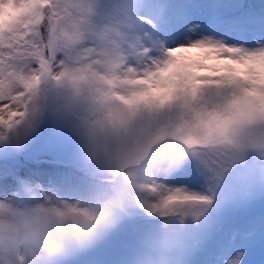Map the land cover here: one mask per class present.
Listing matches in <instances>:
<instances>
[{
  "label": "snow or ice",
  "instance_id": "obj_1",
  "mask_svg": "<svg viewBox=\"0 0 264 264\" xmlns=\"http://www.w3.org/2000/svg\"><path fill=\"white\" fill-rule=\"evenodd\" d=\"M53 80L91 162L54 182L33 139ZM0 161L10 248L96 235L71 264L112 223L136 218L135 252L149 219L189 218L191 264H264V0H0Z\"/></svg>",
  "mask_w": 264,
  "mask_h": 264
},
{
  "label": "rangeland",
  "instance_id": "obj_2",
  "mask_svg": "<svg viewBox=\"0 0 264 264\" xmlns=\"http://www.w3.org/2000/svg\"><path fill=\"white\" fill-rule=\"evenodd\" d=\"M255 2L259 3L261 0H255ZM82 116V102L78 100L71 88L54 80L42 85L35 110V122L38 128L33 139L36 142L34 147L43 150L44 163L53 182L61 177L79 175L86 164H91L87 160L79 131ZM73 151L81 152V154L69 164L67 163L70 158L69 153ZM73 156H76V153ZM19 161V170L22 175L29 168L34 167L23 156L19 157ZM2 167L3 161H0V168ZM48 180L49 177L38 178L37 182H42L49 187L54 186V184L49 185ZM135 223L136 218H133L120 225L109 240L101 243L87 256L72 261L71 264H129V258L134 253L136 243L133 232ZM234 227L239 228L242 225Z\"/></svg>",
  "mask_w": 264,
  "mask_h": 264
},
{
  "label": "clouds",
  "instance_id": "obj_3",
  "mask_svg": "<svg viewBox=\"0 0 264 264\" xmlns=\"http://www.w3.org/2000/svg\"><path fill=\"white\" fill-rule=\"evenodd\" d=\"M121 223L122 220L112 223L107 230L115 231ZM148 223L150 227L140 236L129 264H191L194 225L189 218L183 221L179 218L168 221L153 218ZM0 226L15 227L17 218L0 212ZM97 242V236L93 235L66 241L60 248L50 249L43 243L42 233L33 236L21 230L14 247L10 248L7 241L0 242V264H67L73 251L87 250Z\"/></svg>",
  "mask_w": 264,
  "mask_h": 264
}]
</instances>
